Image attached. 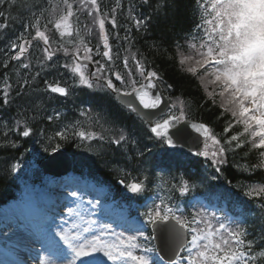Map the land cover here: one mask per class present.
I'll return each instance as SVG.
<instances>
[{
    "label": "trees",
    "instance_id": "trees-1",
    "mask_svg": "<svg viewBox=\"0 0 264 264\" xmlns=\"http://www.w3.org/2000/svg\"><path fill=\"white\" fill-rule=\"evenodd\" d=\"M68 2L73 4V16L69 18L71 35L65 33L61 36L63 28H55L60 16L67 14L64 0H15L11 15L16 19L6 31L0 32V97L3 89L8 86L12 98L10 105L0 106V204L16 194L15 179L19 175L14 174L11 165L26 162L36 153L34 159L40 162L56 143H61L72 155L76 170H80L81 165L86 167L118 194L123 191L117 183L118 179L130 183L139 175L141 180L148 177L150 181L146 183L145 191L139 194L142 199L156 190L161 191L165 202L172 197V203L198 193L210 199L223 200L230 209L237 205L251 209L246 216L247 236L250 235L249 241H252L253 246L251 250L256 253L259 264H264V257L259 255L264 251V241L260 239L264 236V207H261L260 197L246 195L248 186L264 185V169H249L250 165L254 166L264 159L260 157L259 151L253 149L250 143L240 149L232 145L225 153L227 163L220 166L221 172L216 173L211 166L209 147L207 150L210 155L207 158L191 156L180 149L168 150L150 132L145 122L121 106L113 94L104 96L98 89H89L80 84L79 76L71 71V67L75 66L73 53L77 49L82 53L84 51L81 41L92 49L90 55L94 63H106V58L102 55L103 39L94 16L89 15L88 8L81 6L79 0ZM98 4L103 14L112 13L116 9L114 15L119 27L113 28L108 20L105 23L114 70L126 77L123 59L136 54L144 62L145 76L147 70L157 72V80L164 93L171 100V105L175 104L170 114L179 116L183 107L185 118L206 123L223 144L224 139L233 133L230 131L221 137L231 116L230 113L220 115V89L201 82V78L206 77V71H209L207 66L204 69L198 68L196 74L187 71L188 67L195 66V61L200 58L199 52L204 51L189 40V36L204 29L199 8H196L200 0H148L147 3L145 0H98ZM130 6H134L133 16L150 18L147 28L135 27L134 21L129 18ZM35 17H39L37 26L48 37L49 46L55 52L51 61H45L44 47L35 39L36 29L26 27L37 24ZM126 35L127 41L124 39ZM24 38L29 40L28 51L19 62L11 60L10 55H14L16 50L6 46L10 41L22 42L20 39ZM64 48L68 49V55ZM5 51L9 56L4 55ZM6 60L7 68L4 67ZM181 60L184 62L181 63ZM24 63L29 64V68H22ZM66 63L70 65L69 68L64 67ZM95 65L97 68L98 65ZM129 65L133 71L132 78L137 81L136 87L144 77L135 71L131 59ZM25 79L30 86L21 89L20 85ZM45 81L66 88L68 94L51 93ZM121 87L131 90L130 87ZM209 91L215 92L216 103L207 95ZM102 96L104 98L101 101ZM81 109L90 110V115L81 116ZM56 111L61 113V117L49 121L47 117ZM17 121L21 122L19 126ZM25 121L33 129L34 136L25 138L18 135ZM76 121L80 122L77 131L96 133L97 136L93 140L80 141L73 138L64 142L54 138L49 142V136H54L61 127ZM242 127L235 128V131H242ZM41 130L44 131L43 136ZM121 132L137 140L141 149L147 147L150 150L139 166L135 161L128 160L134 154L132 149L135 146L128 144L126 147H118L109 144V139L118 138ZM99 135H104L105 140H99ZM13 144L16 146L12 147ZM45 147H48L47 152L44 151ZM39 173L40 169H37L36 177H39ZM213 175L217 179L213 180ZM185 182L188 191L181 194L179 185Z\"/></svg>",
    "mask_w": 264,
    "mask_h": 264
},
{
    "label": "snow or ice",
    "instance_id": "snow-or-ice-1",
    "mask_svg": "<svg viewBox=\"0 0 264 264\" xmlns=\"http://www.w3.org/2000/svg\"><path fill=\"white\" fill-rule=\"evenodd\" d=\"M79 2L81 6L88 8L89 15L94 16V22L99 25L104 46L102 55L106 58V63L95 61L98 66L90 77L85 75L82 69L87 67V62L92 61L90 55L92 49L81 41V46L84 48L83 55L77 49L73 55L75 66L71 67V71L79 76V83L86 85L89 89H98L104 96H111L112 93H116L118 97L135 96L144 109H160L163 103V106L168 107L169 113H171L172 109L175 108V104L169 107L168 101H162V94L157 93L149 99V93L144 90V85L139 88L135 87L137 81L132 78L133 71L129 65V60L131 59L135 71L141 77H145L146 72L144 62H142V59L137 58L136 54H130L123 59V68L127 70L126 77L120 71L114 70L115 65L111 55L108 35L105 34V23L108 20L113 28L119 27L114 15L116 9H113L112 13L103 14L98 0H79ZM147 2L148 0H145V3ZM64 4L67 14L60 16L55 23L56 29L63 28L61 36L65 33L71 35L69 18L73 16V4L69 3L68 0H64ZM14 8L15 0H0V21H3L0 23V32L6 31L9 24L16 19L11 15ZM196 8H202L206 16L212 17L211 20H204V24H210L211 29L210 31L207 28L205 29L207 45H202V47H206V51L199 52L200 58L195 61V66L188 67L187 71L196 74L198 68L204 69L207 66L209 71H206V77L201 78V82L212 84L214 88L220 89L218 93L221 98L219 106L222 112L220 115L230 113L231 116V119L226 122L221 137L223 138L224 134L230 131L233 134L224 139V143L221 144V139H218L210 131L208 125L200 124L197 126L192 124L191 127L201 134L205 140V150L198 151L197 156L209 157L207 141H212L215 150L211 152V166L216 173H219L221 172L220 166L227 163L224 158L225 153L230 150L232 145L236 149H240L242 146L247 147L250 143L253 149L259 151L260 157L264 158V0H210V4L208 0H205V3L197 4ZM133 12L134 6H130L129 18L134 21L135 27L137 29L147 28L150 18H137V16L132 15ZM35 18L37 24H29L26 27L36 29L35 36L42 39L45 45L43 49L45 61H51L55 52L50 50L48 37L37 26L39 17ZM124 39L127 41L128 36L126 35ZM28 44V41H10L6 47L16 50L14 55H10V59L19 62L28 51ZM63 50L68 55V49L64 48ZM4 55L9 56V53L5 51ZM116 59L118 60L119 56ZM183 62L181 60V63ZM7 66L8 61L6 60L4 67L7 68ZM21 67L27 69L29 64L24 63ZM64 67L69 68L70 65L66 63ZM113 76L120 85L130 87L131 91H125L123 87H117L111 78ZM207 77H210V79H207ZM155 78H157V72L147 70L145 77L147 87L155 86L152 83ZM45 84L51 93L68 94L67 89L60 87L58 84L48 83L47 81H45ZM26 85L30 86L27 79L20 85L21 89ZM17 95H20V93H17ZM207 95L213 98V103H216L214 91L207 92ZM103 98V96L100 97V100L102 101ZM0 99H2V105L0 106H8L12 103L8 86L3 89V95ZM127 108L131 112L138 113V109L133 103H128ZM80 115H90V110L81 109ZM138 115L140 114L138 113ZM54 117L60 118L61 113L56 111L54 115H49L47 119L53 121ZM140 118L145 123H152L149 115H140ZM183 119H185V116L183 107H181L179 116L168 114L162 122H157L151 127V132L160 139L163 145L167 146L168 150L175 151L183 147L179 143L185 134V125L180 124ZM16 123L19 126L21 122L17 121ZM79 123V121H76L64 125L54 133V136L48 137L49 142L54 138H59L60 141L64 142L73 138L85 141L93 140L97 136L96 133L83 130L77 131ZM239 126H243L242 131L236 132L235 128ZM170 129L172 130L171 134H169ZM18 135L29 138L34 136L35 133L28 122L25 121L24 128ZM41 135H44L43 130H41ZM98 139L104 141L105 136L99 135ZM150 139L152 138L150 137ZM109 144H115L118 147H126L128 144L135 146L132 149L134 154L129 156L128 160L135 161L138 166L144 162L145 154L150 151L147 147L141 149L137 140L130 139V136L123 132L118 138L109 139ZM15 146V144L12 145V147ZM61 147V143H56L51 151L55 153ZM44 151L47 152L48 147H45ZM17 166L12 164L11 170L15 171ZM256 168L264 169V159H261L254 166H249L250 170ZM212 179H217V176L213 175ZM147 182H150L148 177L141 180L139 175L130 183L121 180L128 191L137 194V198H139V194L145 191ZM174 190L175 188H173ZM179 191L181 194L188 191L187 182L179 185ZM246 195L260 197L261 207H264V185L248 186ZM157 199L159 203L153 201L148 210L141 214L143 223L138 222L139 227L135 229L136 234L124 237L121 233L116 237L118 243H109L103 239L108 234L116 235L112 233L109 224L100 225L98 233L93 234L90 240L83 239V242H81V233L77 232L69 236L62 230L59 237L65 247L61 249V252L64 253L68 264H76V261H79V264H106V260L111 261L112 264H157L156 261L150 259L149 253L156 254L159 264H254L256 261V256L249 253L246 258L245 252L241 250L244 243L241 237L244 232L232 230L228 222H221L226 218L222 217L216 220L218 227H215L204 213L196 212L191 215V219L186 217L179 207L172 204V197L167 198V203L165 197H157ZM213 219L215 218L213 217ZM149 225H151L153 233L149 237L150 239H155L156 233L167 232L172 240L174 251L168 259L159 255L154 248H146L143 250L144 254H136V250L140 247L137 243L138 237H145V231ZM200 225H205L206 230L202 229ZM83 232H89V228L85 227ZM189 236L191 239H188ZM216 239L220 242H211ZM260 239L264 241V236ZM251 245L252 241H249V249ZM259 255L264 257V251H261ZM41 264H44L43 260H41Z\"/></svg>",
    "mask_w": 264,
    "mask_h": 264
},
{
    "label": "rangeland",
    "instance_id": "rangeland-1",
    "mask_svg": "<svg viewBox=\"0 0 264 264\" xmlns=\"http://www.w3.org/2000/svg\"><path fill=\"white\" fill-rule=\"evenodd\" d=\"M208 141H209L208 147L211 153L213 150H215V146L212 144L211 140H208ZM16 165H18L16 170H18V167L20 166L19 168L20 172L24 175L23 177H25V179L21 183L22 188L20 186L21 189L18 195V197L20 198H14L13 200H10L9 203L10 205L11 204L15 205V209H14L15 211H17L16 205L18 207L21 205V215H22L23 212H28L27 208L29 207L27 206L31 203V199L34 205V197H37L36 193H37L38 188L40 187V183L36 179H34L33 174L35 172V168L39 167V165L37 161H34V158L26 162H20V164H16ZM64 188L66 189V187ZM59 194L62 198L61 206H62L63 211L58 212V214L60 215V220L61 219L67 220L69 222V225L67 227L61 228V230H60V227H58L57 232L53 233L55 238L58 237V239H60L59 233L63 230L69 236H72L76 234L77 232L81 233L82 234L81 242H83V239L90 240L92 235H89L88 237L84 238L82 231L85 227L91 230L94 228V226L92 222L86 223V221L84 224H79L80 218H83L86 215L85 214L86 211H84L85 209L81 210L80 208L81 202H76L74 195L71 194L67 190H61ZM70 206H73L74 209H68ZM1 211H3L1 213V218H0L1 223L5 219H7V214L9 216H12L11 212L9 210H5L4 207H1ZM5 232H8V231H4L2 228H0V239L5 240L6 242V244H4L6 247L1 245L0 243V248L3 249V251L0 249V264H28L27 260L21 258L24 255V252H22V248L24 245H27V244L28 245L26 249L30 247V243L33 242L32 235L27 236L26 239L24 240L23 239L14 240V239L8 238ZM115 234L116 235L108 234L105 236V238L103 237V239L109 243H114V242L118 243L116 237L120 233L115 232ZM149 240L151 239L149 238ZM211 242L213 243V241ZM9 256H12V257H9ZM150 259L153 260V257H150ZM44 264H51V263H44ZM58 264H62V263H58ZM76 264H79V261H76Z\"/></svg>",
    "mask_w": 264,
    "mask_h": 264
},
{
    "label": "water",
    "instance_id": "water-1",
    "mask_svg": "<svg viewBox=\"0 0 264 264\" xmlns=\"http://www.w3.org/2000/svg\"><path fill=\"white\" fill-rule=\"evenodd\" d=\"M87 65L90 66V71H92L93 70L92 63L87 62ZM152 83L155 86L151 88L147 87L146 79L141 84L145 86L144 90L149 93L148 98L150 99L155 94L159 93L162 94V101L166 100L168 101V104H170L169 99L164 95L158 82L155 79H153ZM114 95L122 105L127 106L128 103H133L137 107L138 113L140 115H149L151 117L152 123H147V124H149L150 128L155 124L154 120L159 116H161L163 113H165L166 110L168 109V107L163 106V103L160 109H144L143 106L140 105L139 100L136 99L135 96L118 97L116 93H114ZM180 124L185 125L184 127L185 134L181 138L179 143L183 146L182 148L187 150L190 154L196 155L198 151H202L204 137L201 134L197 133L195 129L191 127V125L196 124L197 126H199L200 124H205V123L187 119L181 121ZM171 131L172 130L170 129L169 134H171ZM189 149H191V151H189ZM41 164L43 166L45 175H50L51 173L60 174L70 169V158L69 155L64 150L59 149L57 152L55 153L52 152L50 155H48L47 158L41 162Z\"/></svg>",
    "mask_w": 264,
    "mask_h": 264
},
{
    "label": "bare ground",
    "instance_id": "bare-ground-1",
    "mask_svg": "<svg viewBox=\"0 0 264 264\" xmlns=\"http://www.w3.org/2000/svg\"><path fill=\"white\" fill-rule=\"evenodd\" d=\"M14 209L15 208H12L13 216H11V224H15L19 218L17 211H15ZM31 232H33V230L30 227L21 228L20 226L13 225L9 227L7 237L14 240H24L27 236L30 235ZM55 242L56 240L52 235L47 236L41 232L35 233V235L33 236V242L30 243V247L26 249V246L25 249L22 250V252H24L22 258L27 260V262L30 264H41V260H43L44 263L51 262L52 264H54L57 262V259H55L49 253V251L53 248ZM60 255L62 256L64 255V253L61 252ZM55 257L58 258V255H56Z\"/></svg>",
    "mask_w": 264,
    "mask_h": 264
}]
</instances>
